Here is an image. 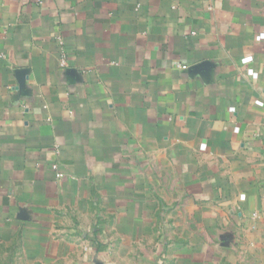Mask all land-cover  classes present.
Returning a JSON list of instances; mask_svg holds the SVG:
<instances>
[{"label": "crops", "instance_id": "crops-1", "mask_svg": "<svg viewBox=\"0 0 264 264\" xmlns=\"http://www.w3.org/2000/svg\"><path fill=\"white\" fill-rule=\"evenodd\" d=\"M118 258L264 264V0H0V264Z\"/></svg>", "mask_w": 264, "mask_h": 264}, {"label": "rangeland", "instance_id": "rangeland-1", "mask_svg": "<svg viewBox=\"0 0 264 264\" xmlns=\"http://www.w3.org/2000/svg\"><path fill=\"white\" fill-rule=\"evenodd\" d=\"M117 260H119V264H121L120 261L123 262L122 264H125V261H126L125 258H121V259L118 258Z\"/></svg>", "mask_w": 264, "mask_h": 264}, {"label": "built area", "instance_id": "built-area-1", "mask_svg": "<svg viewBox=\"0 0 264 264\" xmlns=\"http://www.w3.org/2000/svg\"><path fill=\"white\" fill-rule=\"evenodd\" d=\"M181 67V65H179ZM185 66V65H182V67Z\"/></svg>", "mask_w": 264, "mask_h": 264}]
</instances>
